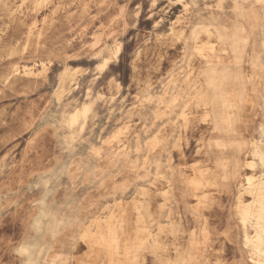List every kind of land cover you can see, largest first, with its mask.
<instances>
[{"label": "rangeland", "instance_id": "1", "mask_svg": "<svg viewBox=\"0 0 264 264\" xmlns=\"http://www.w3.org/2000/svg\"><path fill=\"white\" fill-rule=\"evenodd\" d=\"M42 1L0 0V264H264V0Z\"/></svg>", "mask_w": 264, "mask_h": 264}, {"label": "snow or ice", "instance_id": "2", "mask_svg": "<svg viewBox=\"0 0 264 264\" xmlns=\"http://www.w3.org/2000/svg\"><path fill=\"white\" fill-rule=\"evenodd\" d=\"M176 2H177V3H180V0H176ZM193 6H196V5H191V4L186 5V6H185V10H187L188 7H193ZM215 7H218V8H219V7H222V2H221V4H217V5H215ZM194 35H195V33H194ZM114 54H116V55L119 54V48H118V47L115 49V53H114ZM109 62H110V61H109L108 59H105V60L103 61V63L100 64V65L98 66L97 71H98V72H103L104 69L108 66ZM255 155L258 157L259 165H260L261 167H264V151H259V152H257ZM247 167L255 169V168L257 167V164H256L255 162H253V163L248 164ZM261 180L264 181V176L261 177ZM248 182H249V185L252 184V177H251V176L248 177ZM205 207H207V205H205ZM248 207L250 208L251 205H249ZM262 212H264V206H262ZM246 215H247V213H245V216H246ZM242 222H243L245 225H247V222H248V221H247V219H244ZM262 231H264V229H262ZM250 243H251V242H249V243L246 244L245 246L248 247ZM260 243H261L262 247H260V248H255V251L258 252L262 257H264V238L261 239V242H260ZM253 264H255V261L253 262Z\"/></svg>", "mask_w": 264, "mask_h": 264}, {"label": "bare ground", "instance_id": "3", "mask_svg": "<svg viewBox=\"0 0 264 264\" xmlns=\"http://www.w3.org/2000/svg\"><path fill=\"white\" fill-rule=\"evenodd\" d=\"M42 2H46V0H43ZM206 35H207V37L211 40L212 39V37H213V31L212 30H207V32H206ZM97 43L99 42L98 40L96 41ZM119 48V51H120V46L119 45H117L116 46V48ZM102 48V47H101ZM115 48V49H116ZM114 50V49H113ZM112 50V51H113ZM114 53H115V51H114ZM113 53V54H114ZM115 55V58L118 56V55H116V54H114ZM106 59H108L109 61H110V58H106ZM110 63V62H109ZM108 67V66H107ZM106 67V68H107ZM105 71V70H104ZM28 73H31V74H35L33 71H29ZM90 111V107L88 106V105H86L85 107H83L82 109H77L76 110V112L75 113H73L72 114V116L70 117V120H69V124H70V126H75L79 121H80V119L81 118H84V119H86V117H87V114H88V112ZM152 216V215H151ZM78 243V242H77Z\"/></svg>", "mask_w": 264, "mask_h": 264}]
</instances>
